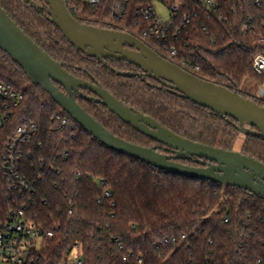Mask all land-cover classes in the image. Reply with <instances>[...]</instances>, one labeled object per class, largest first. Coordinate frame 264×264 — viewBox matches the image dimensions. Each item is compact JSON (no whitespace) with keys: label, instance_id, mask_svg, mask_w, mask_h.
<instances>
[{"label":"trees","instance_id":"16d2710c","mask_svg":"<svg viewBox=\"0 0 264 264\" xmlns=\"http://www.w3.org/2000/svg\"><path fill=\"white\" fill-rule=\"evenodd\" d=\"M34 1L48 8L43 0ZM215 2L216 11L186 0L181 15L197 11V16L174 41L179 55L168 57L144 39L134 24L143 23L134 12L140 0L133 1L124 21L113 16L112 0L96 10L82 0H73L80 9L76 13L80 21L132 33L195 75L264 106V99L257 95L263 78L253 70L255 51L262 46L264 2L260 6L251 0ZM0 5L75 76L100 83L126 104L183 137L239 150L264 162V138L243 133L244 140L238 145L242 132L232 118L222 117L152 77L117 74L114 69L142 70L113 58H107L104 65L79 51L49 20L46 9L38 11L25 0H0ZM219 13L228 21L220 22ZM251 19L259 29L250 28ZM182 58L200 68L189 69L181 64ZM0 80L24 94L16 122H34L37 128L30 144L32 155L24 162L26 172L36 180L34 194L29 202L28 197L13 191L0 161V219L26 203L27 216L44 230L53 231L40 251V264H57L56 259L75 243L82 245L86 264H138L140 256L142 264H264V197L236 186L168 172L110 149L32 83L2 49ZM76 98L115 135L139 145L156 146L165 153L166 145L140 133L104 105L79 95ZM58 112L67 117L66 124L55 117ZM2 150L0 144V154ZM174 237L176 241H172ZM126 255L128 262L122 260Z\"/></svg>","mask_w":264,"mask_h":264},{"label":"water","instance_id":"95a60500","mask_svg":"<svg viewBox=\"0 0 264 264\" xmlns=\"http://www.w3.org/2000/svg\"><path fill=\"white\" fill-rule=\"evenodd\" d=\"M25 1L38 11L46 9L49 20L87 56L96 57L104 65H107V58L124 60L142 70V73H138L114 69L117 74L152 77L222 117L232 118L238 123L240 132L264 138V106L255 100L195 75L163 57L131 33L80 21L69 8L67 0H43L48 8L34 0ZM0 49L22 67L32 83L49 93L75 121L110 149L168 172L236 186L264 197V162L239 150L214 147L183 137L154 117L126 104L100 83L75 76L37 44L1 5ZM84 90L93 95L86 94ZM75 93L104 105L140 133L169 147L174 154L163 153L156 146L139 145L115 135L77 101ZM194 158L201 164L209 160V164L196 166L179 161Z\"/></svg>","mask_w":264,"mask_h":264},{"label":"built area","instance_id":"2783aa9c","mask_svg":"<svg viewBox=\"0 0 264 264\" xmlns=\"http://www.w3.org/2000/svg\"><path fill=\"white\" fill-rule=\"evenodd\" d=\"M134 0H112L111 12L120 21H124L132 7ZM156 1L165 2L170 9V17L164 20L158 12ZM205 5L209 9L217 10L215 0H190ZM255 5L260 6L264 0H251ZM93 9L104 6L107 0H82ZM186 0H140L134 6L135 15L143 22H134L140 29L144 39L156 45L164 55L168 57L178 56V48L174 41L192 23L197 11L180 13ZM67 4L76 15L79 12L77 4L73 0ZM220 22H227L228 17L223 13L218 14ZM251 22V29H259V25ZM262 31L260 42L262 46L255 51L253 59V70L263 81L258 86L257 95L264 99V20L262 21ZM181 64L189 69H199V65L182 58ZM181 66V65H180ZM183 67V66H182ZM185 68V67H183ZM188 70V69H187ZM189 71V70H188ZM191 72V71H190ZM193 73V72H192ZM24 99L22 91L17 89L10 82L0 80V144L2 153L0 161L2 168L13 191L28 197L34 194L36 180L26 172L25 159L31 157L30 144L36 134L37 128L34 122H16L17 108ZM61 118L62 123L68 122L67 117L60 112L55 115ZM43 160L40 164H43ZM109 194V192H106ZM28 205L12 208L6 213L5 219H0V264H40L42 261L40 251L46 239L53 235L52 230H44L36 224L34 220L27 216ZM186 235H183L185 238ZM174 237L172 241H176ZM168 241V238L165 239ZM121 247H123L121 245ZM122 260L128 262V256H123ZM143 257L137 260L138 264L143 263ZM57 264H86L84 250L80 243H75L72 249L56 259Z\"/></svg>","mask_w":264,"mask_h":264},{"label":"rangeland","instance_id":"374dc122","mask_svg":"<svg viewBox=\"0 0 264 264\" xmlns=\"http://www.w3.org/2000/svg\"><path fill=\"white\" fill-rule=\"evenodd\" d=\"M156 7L158 9L159 14L164 20L169 19L170 9H169L168 4H166L165 2H161V1H156ZM244 136L245 135L243 133H240L239 138H238V145L242 143V141L244 140Z\"/></svg>","mask_w":264,"mask_h":264},{"label":"flooded vegetation","instance_id":"af4514ba","mask_svg":"<svg viewBox=\"0 0 264 264\" xmlns=\"http://www.w3.org/2000/svg\"><path fill=\"white\" fill-rule=\"evenodd\" d=\"M122 31V30H121ZM125 32H127V31H125ZM129 33V32H128ZM132 34V33H131ZM137 37V36H136ZM139 38V37H138ZM141 39V38H140ZM141 40H143V39H141ZM144 41V40H143ZM145 42V41H144ZM146 43V42H145ZM125 47H128V48H130V49H136L135 47H133V46H128V45H125ZM164 55V54H163ZM164 57V56H163ZM113 59H115V58H113ZM148 77V76H147ZM92 81V80H91ZM162 84V83H161ZM162 85H164V84H162ZM166 86V85H165ZM167 88H169L168 86H166ZM85 92H86V94H89V95H93V93H91L90 91H88V90H84ZM76 95H79V94H77V93H75V96ZM80 96V95H79ZM81 97V96H80ZM83 98V97H82ZM77 99V98H76ZM83 99H85V98H83ZM87 100V99H86ZM78 101V100H77ZM89 101V100H88ZM165 153H169V154H174V152L169 148V147H165ZM188 161H191L189 164H191V165H196V166H208V164H209V160H205V164H201V163H199V162H197L196 161V158H194V159H190V160H188Z\"/></svg>","mask_w":264,"mask_h":264}]
</instances>
